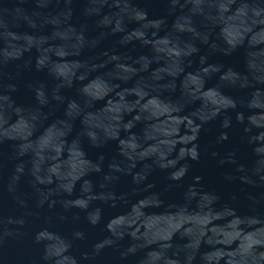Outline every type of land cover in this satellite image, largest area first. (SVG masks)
Here are the masks:
<instances>
[{
    "label": "water",
    "instance_id": "water-1",
    "mask_svg": "<svg viewBox=\"0 0 264 264\" xmlns=\"http://www.w3.org/2000/svg\"><path fill=\"white\" fill-rule=\"evenodd\" d=\"M0 264H264V0H0Z\"/></svg>",
    "mask_w": 264,
    "mask_h": 264
}]
</instances>
